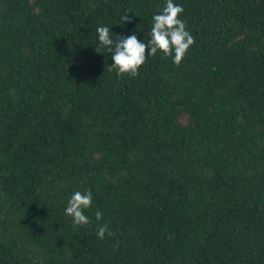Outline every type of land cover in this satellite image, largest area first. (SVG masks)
I'll return each instance as SVG.
<instances>
[{"label":"trees","instance_id":"trees-1","mask_svg":"<svg viewBox=\"0 0 264 264\" xmlns=\"http://www.w3.org/2000/svg\"><path fill=\"white\" fill-rule=\"evenodd\" d=\"M173 2L194 44L131 77L96 29L165 0H0V264H264V0Z\"/></svg>","mask_w":264,"mask_h":264},{"label":"clouds","instance_id":"clouds-1","mask_svg":"<svg viewBox=\"0 0 264 264\" xmlns=\"http://www.w3.org/2000/svg\"><path fill=\"white\" fill-rule=\"evenodd\" d=\"M184 8L175 4L173 0H165V6L158 14L152 16V27L150 31L151 39L148 43L138 40L135 34L129 36L114 35L109 27H97L99 47L106 48L111 54L112 64L109 70H115L117 76L127 74L135 77L138 74L147 57L154 56L157 52H162L164 57L172 56V63L179 66L187 50L195 42V38L186 30V22L180 19ZM131 13L125 10L120 19V23H131ZM147 49V53H146ZM99 53V52H98ZM92 205V193L76 191L67 201L65 215L72 218L73 227L88 225L90 219L85 215V210ZM95 220H102L103 213L99 210L95 212ZM97 238L104 240L106 236H113L108 223L98 225ZM117 244L113 245V248Z\"/></svg>","mask_w":264,"mask_h":264}]
</instances>
